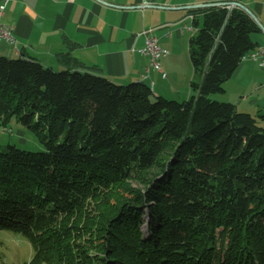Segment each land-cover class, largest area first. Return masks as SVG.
I'll return each instance as SVG.
<instances>
[{
	"label": "trees",
	"instance_id": "trees-1",
	"mask_svg": "<svg viewBox=\"0 0 264 264\" xmlns=\"http://www.w3.org/2000/svg\"><path fill=\"white\" fill-rule=\"evenodd\" d=\"M189 12L199 79L184 101L0 55V127L45 147L0 144V231L30 241L23 264H264V126L210 97L263 32L238 7Z\"/></svg>",
	"mask_w": 264,
	"mask_h": 264
},
{
	"label": "crops",
	"instance_id": "crops-1",
	"mask_svg": "<svg viewBox=\"0 0 264 264\" xmlns=\"http://www.w3.org/2000/svg\"><path fill=\"white\" fill-rule=\"evenodd\" d=\"M223 1L7 0L0 22L10 29L13 40L0 38V55L32 57L57 70L77 69L75 64L82 63L88 68L97 67L98 73L117 83L142 81L156 95H166L173 93L174 85L184 82L190 86L194 79L192 70L183 73L179 69L185 59L186 27L190 22L192 25L193 19L191 9L184 7ZM233 1L248 7L252 0ZM255 3L259 13L253 12L264 24L263 4L258 0ZM147 29L154 30L160 46L168 51L160 59L166 77L152 65L149 54L140 52L145 47L143 31ZM190 30L194 35L196 28L192 25ZM254 40L264 47V33ZM63 55L70 56L73 62H64ZM233 86L237 100L231 97V101L243 112L261 116L264 126V68L244 58L225 83V93ZM186 93L192 96L190 87Z\"/></svg>",
	"mask_w": 264,
	"mask_h": 264
},
{
	"label": "rangeland",
	"instance_id": "rangeland-1",
	"mask_svg": "<svg viewBox=\"0 0 264 264\" xmlns=\"http://www.w3.org/2000/svg\"><path fill=\"white\" fill-rule=\"evenodd\" d=\"M256 1L257 0L249 1L250 5H248V7L255 13H259V10L257 9L255 3ZM258 1L263 4L264 9V0ZM223 2H233V0H225ZM186 29L188 30V32L186 47L184 46L185 59L182 60V63H180L179 69H182L181 71H183V73L192 70V75L194 74V79L198 80L199 77L194 72V68L189 54V40L190 36L194 33L192 30H190L192 29L191 22L188 24V27H186ZM258 35L260 34H254L253 38H256ZM170 80L171 76H169V81ZM188 85L189 83L184 84V82L181 86L174 85L175 89L172 90L173 93H166V95L161 96H164L168 99H175L178 101L187 100L193 96V92L191 97L186 95L187 89L189 87L191 88V84L190 86ZM176 89L178 91H176ZM235 90L236 86H233V88H229L228 94H213L210 97L212 99H217L225 102H232L237 105V103L231 101V97L233 98V100H237V96L236 94H234V92H236ZM239 110L243 112L242 109ZM257 118L259 120L260 125L263 126L261 119H259V117ZM0 144L5 146L8 144H14L19 148L26 150L45 151L44 145L40 143V141L35 137V135L32 134L27 128L22 126L20 123H18L16 120H12L11 122H9L6 127H0ZM33 255V247L26 237L12 232L0 231V264H23L25 262H28L33 257Z\"/></svg>",
	"mask_w": 264,
	"mask_h": 264
},
{
	"label": "built area",
	"instance_id": "built-area-1",
	"mask_svg": "<svg viewBox=\"0 0 264 264\" xmlns=\"http://www.w3.org/2000/svg\"><path fill=\"white\" fill-rule=\"evenodd\" d=\"M6 4H7V0H3L0 3V17L2 16L5 10ZM143 35L145 36V47L144 49H141L140 52L143 54L144 53L149 54L152 58V65L157 70L163 73V77H166L167 74L162 71L160 59L166 56L168 54V51L160 46L159 40L154 34L153 29H147L143 31ZM0 38H5L8 41L13 40L12 32L8 27L4 26L1 22H0ZM245 58H249L258 62L259 66L264 68V47L260 46L256 48L255 50L248 53Z\"/></svg>",
	"mask_w": 264,
	"mask_h": 264
},
{
	"label": "water",
	"instance_id": "water-1",
	"mask_svg": "<svg viewBox=\"0 0 264 264\" xmlns=\"http://www.w3.org/2000/svg\"><path fill=\"white\" fill-rule=\"evenodd\" d=\"M212 6H225L228 8L238 7L246 11L261 27L262 32L264 33V24L261 23L259 18L256 16V14L248 8L246 5L233 1V2H218V3H205V4H198V5H189L184 8L186 9H196V8H205V7H212Z\"/></svg>",
	"mask_w": 264,
	"mask_h": 264
}]
</instances>
